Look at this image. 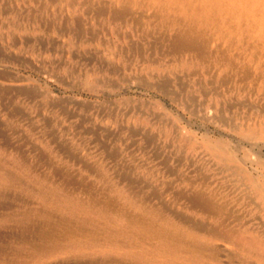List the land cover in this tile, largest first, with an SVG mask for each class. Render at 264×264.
Here are the masks:
<instances>
[{"label":"rangeland","instance_id":"1","mask_svg":"<svg viewBox=\"0 0 264 264\" xmlns=\"http://www.w3.org/2000/svg\"><path fill=\"white\" fill-rule=\"evenodd\" d=\"M104 5L0 0V161L25 163L82 198L92 189L107 199L110 183L142 196L226 263L234 245L212 240L216 220L192 205L215 195L229 223L264 230L252 187L264 181V133L249 131L263 125L264 91L225 82L228 69L180 63L138 21L110 27ZM0 235L22 232L0 226ZM121 258L45 264H136Z\"/></svg>","mask_w":264,"mask_h":264},{"label":"bare ground","instance_id":"2","mask_svg":"<svg viewBox=\"0 0 264 264\" xmlns=\"http://www.w3.org/2000/svg\"><path fill=\"white\" fill-rule=\"evenodd\" d=\"M103 1L99 12L110 27L138 21L155 31L180 63L222 67L231 72L224 81L235 88L264 91V0H58L60 5L89 6ZM261 123L249 130L256 137L264 133ZM47 175L36 174L25 163L0 161V226L22 232L0 235V241L8 239L0 248V264H45L88 254H118L136 264H264V230L229 223L223 218L226 207L215 195L197 196L192 206L216 220L208 229L212 240L234 245L226 263L220 260L219 247L173 222L142 196L110 183L107 199H99L92 189L82 198L69 183H56ZM252 187L264 215V181L256 179ZM34 200L40 208L31 207Z\"/></svg>","mask_w":264,"mask_h":264}]
</instances>
